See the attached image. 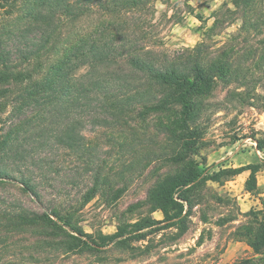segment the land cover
I'll list each match as a JSON object with an SVG mask.
<instances>
[{
    "label": "trees",
    "instance_id": "trees-1",
    "mask_svg": "<svg viewBox=\"0 0 264 264\" xmlns=\"http://www.w3.org/2000/svg\"><path fill=\"white\" fill-rule=\"evenodd\" d=\"M1 1L9 6V18L0 29V110L12 102L13 111L10 120L0 122V132L3 125L10 128L0 138V185H19L23 194L38 201L39 184L53 185L60 173L52 155L67 149L89 165L97 163L95 148L83 134L87 126L117 133L116 140L129 152L136 147V118L151 122L156 143L167 142L169 162L143 202L136 203V209L147 206L148 214L160 210L162 219L141 216L118 224L109 235L85 232L77 217L99 191L106 192L108 178L100 165L76 206L63 187L58 194L65 193L66 200L40 212L15 195L9 201L0 195V264H17L1 256L9 247L10 234L31 233L36 244L66 252L102 251L110 243L137 242L155 231L184 225L196 192L207 180L218 182L216 176L223 171L201 168L194 158L200 136L190 121L197 100L216 83H231L235 77L244 84L249 73L245 58L256 56L255 65L264 67L263 0L223 2L213 10L211 24L201 26V40L173 54L161 49L158 33L147 32L155 0ZM187 1L185 13H192ZM177 10L169 16L172 23L182 19ZM94 13L99 16L93 25L76 28ZM232 25L235 31L222 32ZM221 32L228 36L215 48ZM252 38L258 44H251ZM237 52L244 57L234 63ZM33 167L37 176L30 170ZM66 183L76 187L71 179ZM254 185L251 170L245 189L252 191ZM245 235L257 251L264 227Z\"/></svg>",
    "mask_w": 264,
    "mask_h": 264
},
{
    "label": "rangeland",
    "instance_id": "rangeland-1",
    "mask_svg": "<svg viewBox=\"0 0 264 264\" xmlns=\"http://www.w3.org/2000/svg\"><path fill=\"white\" fill-rule=\"evenodd\" d=\"M225 1L228 0H188L193 11L185 13V0H155L154 10L148 15L151 23L147 32L149 35L158 33L161 49L165 48L170 54L192 48L201 40V26L211 24L213 10ZM8 7L0 0V29L9 18ZM174 8L178 9L177 17L182 18L177 23L169 20ZM98 16V13L87 16L76 28H88ZM235 30L236 26L232 25L222 32ZM222 32L216 37L219 42L215 48L228 36ZM250 43L258 44L256 38ZM241 54L233 55L234 63L242 60ZM255 57L243 61L249 71L244 84L235 77L231 83H216L209 94L197 100L190 121L200 136L194 158L201 168L217 171L220 167L223 171L216 176L218 182L207 180L196 192L191 215L184 225L155 231L137 242L110 243L102 251L66 252L46 243L36 244V237L31 233L10 234L9 247L1 256L17 264H264V245H260L263 240L258 242L257 252L245 235L250 229L262 231L264 227V67L255 65ZM12 105L8 102L6 108L0 110V122L10 120ZM147 124L149 128L144 131ZM8 128L9 124L3 125L0 138ZM83 134L95 148L97 163L89 165L71 151L60 149L55 155L51 154L60 173L53 185L39 184L38 201L33 195L23 194L19 185H0V195L6 201L15 195L25 206L40 212L44 207L66 200L65 193L58 194L63 187L76 206L81 193L93 183L94 169L100 165L101 173L108 178L106 192L99 191L77 213L85 232L94 237L99 233L109 235L116 231L118 224L134 222L141 216L162 219L160 210L148 214L144 210L147 206L136 209V203L143 202L157 176L168 168L167 142L164 139L155 142L151 122L142 123L136 118V147L129 152L116 140L118 134L109 129L87 126ZM34 168L30 170L37 176L38 170ZM251 170L256 185L252 191H247L245 184ZM13 174L21 177L20 173ZM35 178L38 181L39 178ZM69 179L76 187L66 183Z\"/></svg>",
    "mask_w": 264,
    "mask_h": 264
},
{
    "label": "built area",
    "instance_id": "built-area-1",
    "mask_svg": "<svg viewBox=\"0 0 264 264\" xmlns=\"http://www.w3.org/2000/svg\"><path fill=\"white\" fill-rule=\"evenodd\" d=\"M256 152L258 153V152H259V150H257V149H256Z\"/></svg>",
    "mask_w": 264,
    "mask_h": 264
}]
</instances>
